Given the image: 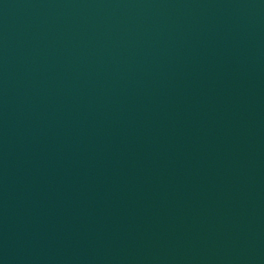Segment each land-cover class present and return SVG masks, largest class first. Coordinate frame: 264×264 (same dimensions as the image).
<instances>
[{"label": "water", "instance_id": "obj_1", "mask_svg": "<svg viewBox=\"0 0 264 264\" xmlns=\"http://www.w3.org/2000/svg\"><path fill=\"white\" fill-rule=\"evenodd\" d=\"M0 264H264V0H0Z\"/></svg>", "mask_w": 264, "mask_h": 264}]
</instances>
